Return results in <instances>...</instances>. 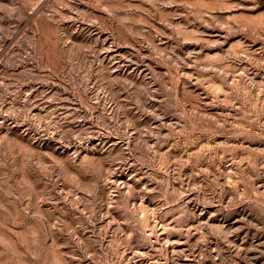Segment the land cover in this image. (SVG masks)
<instances>
[{
	"label": "rangeland",
	"instance_id": "1",
	"mask_svg": "<svg viewBox=\"0 0 264 264\" xmlns=\"http://www.w3.org/2000/svg\"><path fill=\"white\" fill-rule=\"evenodd\" d=\"M0 264H264V0H0Z\"/></svg>",
	"mask_w": 264,
	"mask_h": 264
}]
</instances>
